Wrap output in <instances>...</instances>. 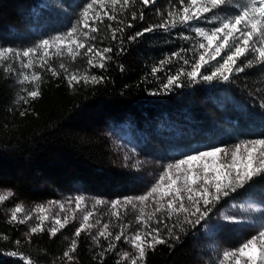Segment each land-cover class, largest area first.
<instances>
[{
	"label": "trees",
	"instance_id": "obj_1",
	"mask_svg": "<svg viewBox=\"0 0 264 264\" xmlns=\"http://www.w3.org/2000/svg\"><path fill=\"white\" fill-rule=\"evenodd\" d=\"M89 2L0 0V49L21 53L36 49L30 57L23 58L25 62L32 59L31 69H22L21 61L15 58L0 62L8 63L10 69L0 67V189L11 188L27 200L55 199L59 191L75 185L96 196L127 193L132 187L131 178L113 162L108 143L101 135L107 122L116 123L123 118L129 121L137 154L161 162L177 161L200 149H229L241 142L264 138V72L258 70V65L234 74L228 82L216 79L208 82L202 76L190 80L186 75L190 68L183 65V58L191 60L204 51L198 48L200 38L193 39L194 33L176 27L169 32L156 29L136 40L129 39L147 26L160 23L172 10L173 0H158L147 8L137 4L135 10L137 14L144 12V19L133 22L132 28L125 27L132 22V9L121 15L122 0L115 6L111 0H103L102 4L98 0L85 21L82 13ZM97 12L104 24L96 21L101 30L92 33L84 28V23H92ZM232 12L229 7L222 14ZM105 13L117 16L124 23L109 21ZM107 24L123 27L124 31L117 32V39L113 40L112 31L105 27ZM199 26L207 29L213 24L201 21ZM73 27L80 29L76 34L78 42L87 41L100 50L112 49L105 53L111 59L93 60L97 65L105 63V68L87 64L95 49L84 55L86 49L72 45L73 51L81 53L73 61L66 41L59 49L38 47L43 40L63 36ZM83 32L88 36H83ZM182 35L190 39L186 41ZM93 36L95 40L91 39ZM173 53L180 55L176 57ZM44 61L58 75L47 71L48 65L39 67ZM61 63L66 65V70L60 68ZM154 68L158 69L155 73ZM181 69L185 74L177 85L166 89L167 79ZM211 70L207 66L201 69L206 74ZM21 71L27 72L30 79L33 71L40 72L41 80L33 85L30 79H23ZM71 74L80 77L79 82L69 83ZM85 75L98 76L101 81L85 82ZM34 86L39 95L31 98L28 91ZM238 191L264 201V180H256ZM237 192L221 198L219 205L202 219L216 212L230 197H237ZM117 213L119 220L113 214L104 220L109 224L108 231L117 233L120 225H124L126 235L141 228L131 211ZM169 215L161 213L146 221L152 228L160 229L167 243L148 249L137 264H203L200 259L207 254L211 243L237 244L238 234L222 230H217L205 243L199 237L202 220L195 226L184 222L181 214H173L171 219L167 218ZM50 227L58 229L55 236L49 234ZM43 228L44 231L31 234L29 239H22L20 226L8 223L0 208V264H26L22 258L31 264H117L118 261L130 264L122 258L123 237L115 242L116 249L106 252L101 259L99 254L112 237L92 241L88 233L82 232L80 237H72L77 247L71 253L74 259L69 262L64 252L72 239L68 238L66 228L61 229L48 219L43 221ZM146 231L141 229L142 234ZM169 231L179 239L169 238ZM11 252L18 255H9Z\"/></svg>",
	"mask_w": 264,
	"mask_h": 264
},
{
	"label": "snow or ice",
	"instance_id": "obj_2",
	"mask_svg": "<svg viewBox=\"0 0 264 264\" xmlns=\"http://www.w3.org/2000/svg\"><path fill=\"white\" fill-rule=\"evenodd\" d=\"M97 2L98 0H91V2L87 3L82 13L85 21L89 16V10L93 9ZM99 2L102 4L103 0H99ZM157 2L158 0H122L121 15L128 11L129 8L132 9L130 12L132 22L127 23L125 27L132 28L134 27L133 22L144 19V12L141 11L137 14L135 10L137 4L142 8H147L149 5L154 6ZM117 3L118 0H111V5L115 6ZM229 7L233 9V12L222 14L227 12ZM105 15L109 21L124 23L123 20H117L115 15L109 13H105ZM96 21H99V24H104V20L100 18L98 12L92 23H84V28L92 33L99 32L101 29ZM201 21L212 23L213 27L207 29L200 27L199 22ZM105 27L112 31L113 40L117 39V32L122 33L124 31L123 27L113 28L112 24H107ZM176 27H181L194 33L195 37L193 39L196 37L200 38L197 40L198 48L204 50L194 59L183 58V65L190 68L186 72L188 79L196 80L198 76H202L203 80L208 82L214 79L228 82L234 74L244 73L246 69L254 65H258V70L264 72V0H173L172 10L167 13V16L160 23L147 26L141 31L132 34L129 39L136 40L145 33H151L156 29H163L165 32H169ZM79 32L80 29L73 27L71 31L63 36L58 35L51 40H43L38 47L45 49L56 47L59 49L61 44L66 41L68 53L73 58V61L81 53L73 51L72 45H75L77 49H86L84 55L93 53L95 49L94 56L87 60V64L92 67L105 68V63L100 62L97 65L93 63V60L95 57H100L101 61L111 59L105 53L112 51V49L106 47L100 50L94 44L87 43V41L78 42L76 34ZM81 34L85 37L88 36L87 32ZM182 38L186 41L190 39L187 35H182ZM91 39L95 40V37L93 36ZM35 51L36 49H28L21 53L14 52L13 49L9 48L0 49V62L15 58L21 61L22 69H31L33 67L32 59L29 58L25 62L23 58L30 57V53ZM57 54L60 55L59 52ZM45 55H47V52ZM179 55V53H173V56L179 57ZM211 61H215V64H212ZM162 63H167V61ZM45 65H48L46 70L51 72L53 76L58 75L55 68L48 64V61H44L39 67L44 68ZM59 66L61 69L66 70L65 64L61 63ZM206 66L212 69L210 74L201 71ZM0 67L10 70L8 63H0ZM156 71L158 69L154 68L153 72L155 73ZM183 74H185L184 70L181 69L176 75L170 76L164 87L169 89L176 86L180 76ZM20 75L23 76L25 81L30 79L27 72L21 71ZM79 79L80 77L75 74H71L68 77L69 83L72 81L79 82ZM83 79L85 82H88L89 79L96 83L101 81L100 77L94 75L90 77L85 75ZM40 80L41 73L33 71L30 82L35 85ZM38 95L39 91L35 86L28 91V96L31 98H36ZM167 168L180 170L184 175L183 177L178 175L173 178L168 171H164L163 174L157 177L159 183L151 187L146 195L138 198H129L127 203L131 204L132 208H136L135 200L143 204L150 197H153L154 194L162 193L161 200L165 196L172 197V199L167 201L168 210L177 214V216L181 213L184 214L183 218L186 223H196L207 215L209 205L218 202L222 197H228L231 193L236 192L238 188L242 189L246 185L256 182V180H264V138L241 142L234 146V150L223 147L196 150L167 165ZM166 178L169 183L164 187L163 182ZM254 178L256 179L254 180ZM181 179L183 180V186L176 187L177 181ZM181 193L186 194L187 204L185 203V196L181 195ZM12 195L10 191L0 195V203L8 200ZM74 199L77 207L84 201L83 196ZM102 203H110L113 209L121 204L120 201H95L96 205ZM154 203L157 204L155 212H160L164 205L159 203V201H154ZM61 208H63V205ZM40 211L43 212L44 209L41 208ZM143 211L141 207V215ZM21 212H23L22 206H15L11 210L10 222L25 223L26 220L31 219V216L27 214L18 217L17 213ZM93 215L92 210H88L83 214L79 226L73 232V236L78 238L82 232H87L94 240H99L101 237L107 240L108 237H112L108 241L107 247L99 254L102 259L106 252L115 250V242H120L122 237L125 236L124 225H120L121 230L119 232L113 233L108 231L109 224L103 223L97 233L93 235L90 230L94 225L89 223L90 217ZM113 215H116L118 220L120 219L119 213H113ZM192 216H195V221L190 219ZM167 218L171 219V215ZM39 219L40 223L30 228L29 235L44 231L43 221L47 220L48 217L42 216ZM148 219H151V216ZM225 219L226 222H234L232 217H226ZM160 222L158 218L157 223ZM67 223V218H65L64 222H61L59 218L55 219V224L59 225L61 229ZM140 223L141 228H137L135 232L131 233L127 240V243L135 250V254L125 253L122 257L123 260L129 261L130 264H137L138 260H142L146 256L147 250L154 248L155 245L167 243L159 228H152L146 221H141ZM97 224H100V221H97ZM142 228H146L148 231L142 234ZM48 231L51 236H55L58 229L50 227ZM168 235L169 238L179 239L171 231H169ZM76 247L77 241L72 239L69 249L64 252V257L69 262L74 259L71 253L76 250ZM9 255L16 256L18 253L11 252ZM229 258H233L234 264H241L242 259L244 264H264V229L260 230L258 235H253L242 242L237 250L224 251L223 259L228 260ZM22 259L26 261V264H31V261L27 260V258ZM117 264H120V261Z\"/></svg>",
	"mask_w": 264,
	"mask_h": 264
},
{
	"label": "rangeland",
	"instance_id": "obj_3",
	"mask_svg": "<svg viewBox=\"0 0 264 264\" xmlns=\"http://www.w3.org/2000/svg\"><path fill=\"white\" fill-rule=\"evenodd\" d=\"M101 135L108 143L111 152L110 157L113 162L122 167L129 174L132 183L131 189L122 195L111 194L96 196L75 185L70 189L59 191V196L55 199L44 198L27 200L20 198L11 188H1L0 195H4L9 191L13 194L8 200L0 203V208L4 211V216L8 223L20 226V238L29 239L31 237V235H29L30 228L33 225L40 223L39 218L42 216H47L48 220L51 221H55L56 218H59L61 222H64L65 218H67L68 223L64 228H66L65 231H67L68 238L72 239V237H74V230L79 226L83 214L88 210H92L94 213L89 220V223L94 225L90 230L93 235L97 233L100 229V225L104 223L105 219L119 211L128 210L134 213L138 219L137 223L140 226L141 221H150L158 215H161V213L175 214L167 209V201L172 199V197L165 196L161 200L160 197L162 193L154 194L153 197H150L149 200L143 204L138 200H135L134 202L137 204L136 208H132L131 204L127 203L129 198H138L142 195H146L151 187L156 183H159L157 177L163 174L164 171H168L173 178L178 175L183 177L184 174L182 171L175 168H167V165L174 161L161 162L138 155L135 151L134 139L129 121L124 118L116 123L107 122L103 127ZM229 150H234V147L229 148ZM163 183L164 187H166L169 180L166 178ZM182 186L183 180L181 179L177 181L176 187ZM239 189L240 188H238L237 191ZM181 195L185 196V203L187 204L186 194L181 193ZM237 195V197H230V199L227 200L222 207L220 206L216 212L211 213L204 219H200L203 224L199 237L201 238V241L204 240L205 243L208 242L210 237H213L217 230L238 234L236 237L237 244L234 246H225L220 242L211 243L209 247H207V254L200 259L203 264H234L233 258H229L228 260L223 259V252L226 250H237L242 242L246 241L253 235H258L259 231L264 229V201L256 199L250 195L240 194L239 191L237 192ZM79 196H83L84 201L80 203L79 207H77L74 198ZM96 200L104 202L120 201L121 204L113 209L111 208L110 203L96 205ZM154 201H159V203L164 205L160 212H155L157 204L154 203ZM62 205L63 208H61ZM218 205L217 202L209 205V211L207 213L209 214L212 212L213 208ZM15 206H22L23 208V212L17 213L18 217L27 214L28 216H31V219L26 220L25 223L10 222L11 210ZM141 207L144 210L142 215L140 213ZM41 208L44 209L43 212L40 211ZM181 215L184 216L182 213ZM149 216H151V219H148ZM192 217L193 220H195V216ZM192 217L190 218L192 219ZM226 217L234 218V222H226ZM97 221H100V224H97ZM194 225L196 226L197 222ZM135 231L136 230L127 232L123 237L121 250L122 257L125 253L135 254V250L127 243L129 235ZM90 238L92 241H96L92 236H90ZM71 239L69 240L71 241ZM241 264H244L243 259L241 260Z\"/></svg>",
	"mask_w": 264,
	"mask_h": 264
}]
</instances>
